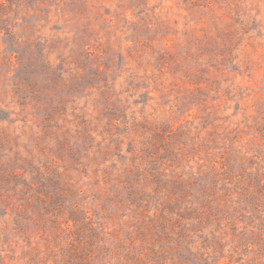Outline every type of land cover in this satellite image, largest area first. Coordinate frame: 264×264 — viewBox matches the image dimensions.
Returning <instances> with one entry per match:
<instances>
[{
	"label": "rangeland",
	"instance_id": "374dc122",
	"mask_svg": "<svg viewBox=\"0 0 264 264\" xmlns=\"http://www.w3.org/2000/svg\"><path fill=\"white\" fill-rule=\"evenodd\" d=\"M0 264H264V0H0Z\"/></svg>",
	"mask_w": 264,
	"mask_h": 264
}]
</instances>
